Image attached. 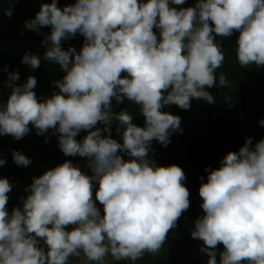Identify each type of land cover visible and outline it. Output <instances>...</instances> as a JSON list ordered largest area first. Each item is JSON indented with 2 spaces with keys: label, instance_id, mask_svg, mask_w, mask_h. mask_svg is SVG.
<instances>
[{
  "label": "clouds",
  "instance_id": "9594fccd",
  "mask_svg": "<svg viewBox=\"0 0 264 264\" xmlns=\"http://www.w3.org/2000/svg\"><path fill=\"white\" fill-rule=\"evenodd\" d=\"M184 3L76 0L61 9L58 0H51L25 22L37 32L51 27L43 41L50 42L44 58L65 75L53 81L58 91L38 98L34 76L16 86L11 82L18 73H9L11 92L6 102L0 101V135L19 140L29 125L38 135L51 129L59 133L65 156L88 158L92 175L66 160L34 177L23 207L11 214L6 206L12 185L0 178V264H72L71 258L81 255L85 264H111L109 257L135 264L163 248L190 207L182 168L159 166L149 158L153 140L167 146L170 134L182 131L181 118L163 109L176 105L188 110L192 99L214 104L207 89L231 86L225 73L217 74L225 61L217 37L238 32L240 67L264 66V0H196L194 7H179ZM0 11L12 15L11 7ZM77 33L84 37L80 51L64 50L62 41ZM22 63L35 69L40 58L25 53ZM113 100L138 106L144 127L133 123L127 108L114 112ZM114 121L117 132L123 130L122 143L110 136ZM81 130L88 134L77 141ZM12 156L18 166L31 162L18 151ZM205 171L207 182L199 188L204 215L191 236L203 241L200 251L208 255V264H264V139L253 147L247 138L219 168ZM220 244L224 251L217 261Z\"/></svg>",
  "mask_w": 264,
  "mask_h": 264
},
{
  "label": "trees",
  "instance_id": "16d2710c",
  "mask_svg": "<svg viewBox=\"0 0 264 264\" xmlns=\"http://www.w3.org/2000/svg\"><path fill=\"white\" fill-rule=\"evenodd\" d=\"M76 0H58L61 9ZM147 2V0H144ZM51 3V0H0V9L12 8V15L8 16L0 11V101L6 102L11 89L8 87L9 73H18L19 79L12 81L16 86H23L29 76H34L37 84L33 91L38 98L51 96L55 88L53 81L62 80L65 73L60 66L44 58V53H39L43 41L51 33L50 26H42L39 31L26 28L25 22L35 18L41 4ZM196 0H185L179 7H194ZM159 38V30L153 29ZM239 33L233 32L229 38L217 37V42L222 45L225 54L223 66L217 70L225 73L230 87L219 89L213 87L207 89L215 98L216 103L209 104L206 101L192 99L191 107L183 110L176 105L165 106L163 111L181 118L182 131L171 133L167 146L153 140L149 152V158L159 166L175 164L182 168L186 179L184 186L189 190L190 207L182 213L176 227L169 231L163 248L155 255L145 254L135 264H208V255L201 252L203 241L193 239L191 231L195 221L204 215L201 208L202 198L199 188L207 182L208 172L206 168L216 169L228 152H238L245 144L247 138L252 139V146L264 139V125L259 121L264 120V66L259 68L254 65L249 68H241L236 59L235 41ZM84 44L83 35L77 33L74 37L62 41V48L67 50L74 47L77 52ZM25 53L40 58V66L32 74H28L29 65L22 63ZM225 97L231 100H224ZM113 111L119 112L127 108L133 115V123L144 127V118L139 115L138 106L125 100L124 104L117 105L113 100ZM103 130L104 125L97 126ZM118 124L114 121L110 125L112 139L122 143V129L117 132ZM27 135L16 140L12 135H0V159L5 163L0 165V178L7 179L12 185V190L7 194L9 199L7 210L11 214L14 208H22L23 200L30 194L29 186L34 177H39L47 170L71 160L84 174L92 175L87 166L86 157L65 156L58 147L59 133L51 129L38 135L34 126L29 125ZM95 130V129H92ZM87 131L81 130L75 137L82 141ZM109 133L102 131V136ZM47 141V142H46ZM20 152L31 161L28 166H18L13 160L12 153ZM123 159L130 157L126 153H119ZM203 177V180H201ZM98 185L94 184L93 199ZM29 189V191H26ZM97 207L103 214V206L96 201ZM224 251L222 244L216 248L217 261L220 253ZM111 264H131L126 261H111ZM72 264H85L83 255L71 258Z\"/></svg>",
  "mask_w": 264,
  "mask_h": 264
},
{
  "label": "rangeland",
  "instance_id": "374dc122",
  "mask_svg": "<svg viewBox=\"0 0 264 264\" xmlns=\"http://www.w3.org/2000/svg\"><path fill=\"white\" fill-rule=\"evenodd\" d=\"M50 46V42L47 44H44L41 46V48H39V53H44L46 51V49Z\"/></svg>",
  "mask_w": 264,
  "mask_h": 264
},
{
  "label": "water",
  "instance_id": "95a60500",
  "mask_svg": "<svg viewBox=\"0 0 264 264\" xmlns=\"http://www.w3.org/2000/svg\"><path fill=\"white\" fill-rule=\"evenodd\" d=\"M37 68L33 69L32 67H29L28 68V74L29 75H32L35 71H36ZM163 166H166V165H163Z\"/></svg>",
  "mask_w": 264,
  "mask_h": 264
}]
</instances>
